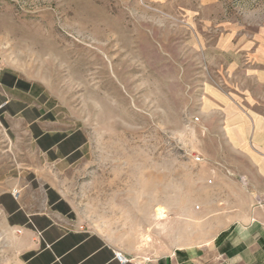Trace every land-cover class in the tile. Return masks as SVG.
I'll use <instances>...</instances> for the list:
<instances>
[{"label":"rangeland","instance_id":"rangeland-1","mask_svg":"<svg viewBox=\"0 0 264 264\" xmlns=\"http://www.w3.org/2000/svg\"><path fill=\"white\" fill-rule=\"evenodd\" d=\"M259 1L229 0L223 14ZM175 2L0 0V68L43 86L47 117L86 136L81 160L48 181L73 221L141 261L202 243L229 215L211 166L194 161L219 131L205 106L222 79L213 14ZM0 264H19L1 238Z\"/></svg>","mask_w":264,"mask_h":264},{"label":"crops","instance_id":"crops-1","mask_svg":"<svg viewBox=\"0 0 264 264\" xmlns=\"http://www.w3.org/2000/svg\"><path fill=\"white\" fill-rule=\"evenodd\" d=\"M175 1L180 12L213 14L206 43L210 59L221 62L222 79L220 88L209 90L205 106L219 131L207 137L213 153L205 152L201 163L211 166L210 183L221 192L213 203L227 206L224 228L200 244L143 261L107 235L80 229L48 179L81 160L86 136L62 118L47 117L54 105L43 86L5 67L0 238L19 264H117L116 252L126 264H264V0L257 10L243 5L241 16H224L229 0Z\"/></svg>","mask_w":264,"mask_h":264},{"label":"built area","instance_id":"built-area-1","mask_svg":"<svg viewBox=\"0 0 264 264\" xmlns=\"http://www.w3.org/2000/svg\"><path fill=\"white\" fill-rule=\"evenodd\" d=\"M194 161H195L196 163H200V162H201V158H200L199 156H195V157H194ZM80 229H82V227H80ZM114 259H115V261L117 262V264H126V263L129 262V260H128L127 258H125V257L122 255V253H120V252H116V253L114 254Z\"/></svg>","mask_w":264,"mask_h":264},{"label":"bare ground","instance_id":"bare-ground-1","mask_svg":"<svg viewBox=\"0 0 264 264\" xmlns=\"http://www.w3.org/2000/svg\"><path fill=\"white\" fill-rule=\"evenodd\" d=\"M160 215H162V214H160Z\"/></svg>","mask_w":264,"mask_h":264}]
</instances>
